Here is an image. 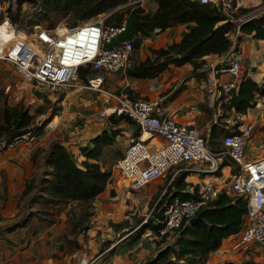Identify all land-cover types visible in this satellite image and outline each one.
<instances>
[{
	"label": "trees",
	"instance_id": "16d2710c",
	"mask_svg": "<svg viewBox=\"0 0 264 264\" xmlns=\"http://www.w3.org/2000/svg\"><path fill=\"white\" fill-rule=\"evenodd\" d=\"M130 1L133 0H18L17 8L14 11H7L2 18L12 23L26 21L29 25H34L40 24L50 16L68 15L70 19L68 26L72 27L80 21L111 11ZM152 1L156 4L153 10L139 5L128 6L115 11L105 21L110 25L125 24V30L117 40L131 39L133 56L140 48L143 39L148 38L152 32L158 33L177 24H186L188 29L177 42L149 48L150 55L142 60H135L133 66L125 71L126 76L153 79L171 66L190 64L192 76L206 79V70H201L205 63L204 56L220 55L229 51L233 46L232 36L236 34L237 23L215 4H202L190 0ZM24 4L34 7L29 18L23 8ZM54 24L55 22L48 20L46 27H54ZM238 31L242 34H251L254 38H264V14L239 24ZM240 38V35L235 37L236 44L233 46V51H238ZM77 73L78 78L85 81L92 70L89 66H81ZM125 91L131 98H135L132 90L126 88ZM179 91V89L175 90L167 99H172ZM258 97H264V81L258 84L250 77L243 76L235 89L229 94H223L218 100H221L223 111L233 110L243 114L249 107L254 106ZM44 101L49 103L47 99ZM47 109L48 107L37 108L33 114L21 102L10 105L6 99L0 101L1 140L3 139L2 141L8 146L29 131L34 135L40 134L56 112L49 113L39 125H34V118L35 115L45 114ZM107 120L109 126L91 138V146L80 147L83 159L79 162L59 140L55 139L49 143L44 156V165L47 169L39 180L37 195L29 201L25 200L34 188L35 177L31 176L24 182L20 201L17 204L16 220L0 228V236H3L4 231L15 233L28 226L33 227V230L49 226L55 221V214L67 204L76 202V209L70 210L68 234L64 233L62 238L70 247H78L77 241L68 236L78 235L90 227L89 222L94 211L89 212L87 208L89 206L93 208L92 201L111 179V170L100 165L105 149L113 146L117 137L123 134V128L120 126L122 122L134 126L132 137L139 135V128L124 114L119 116L110 114ZM228 132L229 130L223 125L212 124L207 141L213 150L221 149L220 138ZM223 165L234 166V163L224 157ZM0 174L3 178L0 199L4 201L7 197L5 176L3 171H0ZM186 176L187 173L184 172L176 177L154 205H151V215L143 223L138 221V225L140 224L138 228L133 230L132 227L133 232L127 236L129 243L137 241L147 229L153 233L158 232L161 224L156 220L163 218L167 203L174 195H179L181 198L194 197L184 190L188 184L185 181ZM245 212L244 196L219 195L211 206L199 210L197 214L201 215L200 220L194 224H182L170 238L167 236L158 238L157 245H164L144 264H206L208 255L217 250L225 238L241 230ZM126 224L125 221L117 224L111 222L116 230L126 227ZM110 243V241L106 242L108 256L115 251V246L109 248Z\"/></svg>",
	"mask_w": 264,
	"mask_h": 264
},
{
	"label": "built area",
	"instance_id": "2783aa9c",
	"mask_svg": "<svg viewBox=\"0 0 264 264\" xmlns=\"http://www.w3.org/2000/svg\"><path fill=\"white\" fill-rule=\"evenodd\" d=\"M150 1L133 0L72 27L58 24L48 28L40 24L29 25L26 21L12 23L2 18L7 11L17 8L18 0H0V60L11 64L17 75L33 81L37 86L54 90L79 80L80 88L98 92L113 101L112 108H104L101 115L124 114L139 128V135L127 140L122 155L113 163V168L120 171L130 190H140L155 179L169 176L166 191L167 186L184 172L214 176L211 181L187 184L185 192L194 197L174 195L168 201L163 218L156 220L161 224L155 233L157 238L172 237L177 228L189 223L199 210L211 206L223 194L245 197L241 244L255 242L264 245V155L254 159H246L244 155L247 140L254 129L252 123H241L229 130L221 138V149L217 151L209 146L197 128L176 121L166 111L165 96L153 100L131 98L122 90L115 91L103 86V74L125 72L135 61L132 40H117L125 30V24H106V19L128 6L146 7ZM190 1L206 4L212 0ZM23 8H26L25 4ZM30 11L27 9L25 12L28 18L32 13ZM260 13H264V10L247 13L236 21L231 19L237 23L238 30L239 24ZM235 44L233 40V46ZM81 66H89L92 70L85 81L78 78L77 70ZM216 73L226 76L225 81L217 84L218 90L222 94H229L241 78L239 58L233 55L219 67L210 66L209 84L212 89H216L212 81ZM154 83L157 84L156 81ZM197 110L196 105H190L187 114ZM144 134H148L145 139ZM25 136L27 142H31L38 135L29 131L19 139ZM154 136L160 139V143L151 147L148 141ZM2 144L6 146L5 142ZM224 157L234 163L228 178L221 176ZM83 261L84 258L81 259Z\"/></svg>",
	"mask_w": 264,
	"mask_h": 264
},
{
	"label": "crops",
	"instance_id": "0c3cea01",
	"mask_svg": "<svg viewBox=\"0 0 264 264\" xmlns=\"http://www.w3.org/2000/svg\"><path fill=\"white\" fill-rule=\"evenodd\" d=\"M145 8L153 10L156 8V4L150 1L146 4ZM187 29L186 24H177L158 33L152 32L148 38L143 39L141 46L144 48L140 46L134 54V60H142L150 55V50L144 44L146 46L152 45L149 48H157L172 42H177ZM238 35L241 36L238 42V51H233L232 47L229 51L220 55L209 54L204 56L205 63L201 70H206V79H198L192 76L191 65L184 64L182 66H171L161 75L153 79L130 78L122 71L105 73L103 74V86L115 91L122 90L125 93H127L125 89L129 88L135 97L148 100L165 96L166 111L176 121L197 128L207 139L209 138L210 128L214 123L223 125L227 130L236 128L241 123H252L254 129L247 140V147L250 152H246V159L260 157L264 155V97L256 98L254 106L249 107L243 114L236 113L233 110L223 111L221 108V100H218L220 97H223V94L218 90L216 81L217 78L225 81L226 76L219 73L215 74L212 81L216 84V89H212V86L209 84L210 66H217L233 55L239 58L241 78L243 76L250 77L258 84L264 81V38H254L251 34H242L237 30L236 34L232 36V40L236 41L235 37ZM155 81L157 84L154 83ZM77 89L79 90L80 87L78 86ZM177 89L180 91L172 99H167ZM90 93L91 102L88 101L89 104L77 99L76 104L72 105L65 95L60 103V105L64 106V110L61 111L62 113L60 115H54L36 139L31 142H27V140L20 141L14 148L5 149L6 146H3L4 149L0 150V171L4 172L3 176H5L4 183L7 194L4 200L5 206L2 209L0 206V213L4 215H0V228L16 220L15 215L18 211L17 204L20 201V194L24 188V182L31 177L32 173L37 171L36 168L41 158H43L44 162L43 156H45L44 152L46 151H41V147L47 149L48 144L52 140H59L79 162L83 159V156L80 154V147L91 146V138L109 126L108 120L106 121V119L110 114L101 115V111L112 104L109 103V106L102 109V102H107L105 96L103 95L104 99L100 93L98 95H96L97 93L95 91H91ZM93 94L96 96L94 99H92ZM190 105H196L198 110L187 114ZM98 108L102 110L99 111ZM55 118L58 119L56 120L57 122ZM120 126L123 128V134H127L128 136L131 135L134 129L133 125L125 122L124 126L122 123ZM159 143L160 139L151 143V147H156ZM37 151L41 153L38 154ZM123 151L124 149L121 153ZM100 165L104 167L101 160ZM224 167L230 168L229 171L231 173L232 166H222L221 176L227 177L222 175ZM227 168L224 169V172H227ZM189 174H187L185 179L187 183L196 184L201 181H211L214 179V176L211 175L200 173ZM223 174L227 175L225 173ZM2 182L3 178L0 174V186ZM110 182L106 184L104 190L92 201V204H94V214L96 210L95 205L99 207L103 204V206L107 207V204H113V208L116 206L114 204L115 201H118L117 209H123V207L130 206L128 204L129 195L131 197L130 202H133L134 194L130 193L127 184L124 188L127 190L126 194L122 197L118 186L111 185ZM150 185L145 190L135 193L137 196L142 195L146 203L152 199L156 191L153 183L151 187ZM161 194H159L155 201L162 196ZM76 204V202H71L62 208L59 211L60 213L58 212L61 218L58 220L55 219L49 226L39 227L35 230H33V227L28 226L15 233H7L4 231L3 236H0V264H41L42 260H45L49 264H71L73 259L75 264H86L88 259H91L89 263L97 264L98 262H95L96 257L94 258V256L96 255L98 247L93 242L94 240L90 239L87 241V244H82L80 239L82 234L92 231L90 225L89 228L83 230L78 235L68 236L77 241V248L70 247L62 238L63 232H67L69 227V221H63L62 218L67 210L70 216V210L71 208L76 209ZM33 208L35 209V207ZM3 222L8 223L2 226L1 223ZM125 229L120 228L115 230L118 233H122ZM147 230L145 231H147L146 234L148 237L146 241L148 242L142 244L141 248H138V246L141 245L139 239L142 235L133 243L127 241L128 234L133 232V230H129L123 235V238L127 237L123 240L124 243H118L116 246L110 243L111 247L115 246L114 255L111 254L116 258L113 260L114 264H144L155 256L164 244L158 246V238L155 236V233L149 229ZM11 235H16L17 237L13 239ZM235 236L231 235L225 238L220 247L208 255L206 264H264V254L259 244L251 243L241 249H236L234 246ZM82 245L84 246L82 247ZM108 254L109 252L106 250L105 258L112 257L111 255L107 256ZM82 258L85 261L81 262ZM103 264L109 263L106 262Z\"/></svg>",
	"mask_w": 264,
	"mask_h": 264
},
{
	"label": "rangeland",
	"instance_id": "374dc122",
	"mask_svg": "<svg viewBox=\"0 0 264 264\" xmlns=\"http://www.w3.org/2000/svg\"><path fill=\"white\" fill-rule=\"evenodd\" d=\"M209 3L219 6L224 13H226L228 16H230V18H232L235 21L247 13H257V12L264 10V0H259V1H257V0H212ZM27 9H30L31 10L30 12H33V10H34L33 7L32 6L29 7V5H26V8L24 10L26 11ZM244 9H247V11H245ZM261 14H264V13H260L259 15H261ZM48 20H52L53 22H55V24H54L55 26L60 24V26L65 25L66 27H69L68 23L70 22V19H69L68 15L50 16L49 18L42 20L40 25L46 26ZM144 46L149 49V47H151L152 45L146 46V44H144ZM141 47H143V46H141ZM220 82H221V79L217 78L216 83L219 84ZM78 84H80L79 80H76V81L72 82V85L61 86V87H58L57 89H54V90L48 89L46 87H40V86L35 85V83L33 81H29V80L17 75L14 72L11 64L0 60V101H3L4 99H6L7 103L10 105H14L18 102H21L33 114L36 112L37 108L48 107L47 112L45 114L35 115L34 125H39L41 122H43L44 119L47 118L48 114L51 112H56L55 115H60V113H62L61 111L64 110L63 109L64 106L60 105V103L63 100V98L65 97V95L69 99V103L70 104L72 103V105L76 104L77 99L79 101H82L84 103L89 104L88 101L91 102V93H90L91 91H87L86 89H82V88H80L78 90L77 89ZM39 88H41V89H39ZM96 93H97L96 95L99 94L98 92H96ZM101 96L103 97V95H101ZM94 98H96L95 94H93L92 99H94ZM105 98H106V101L108 103L105 101L102 102V109L106 106H109L108 105L109 103L113 104V101H111L107 97H105ZM46 99L49 100V103L44 101ZM102 109L98 108L99 111ZM56 120H58V119L55 118V121ZM55 121H53V122H55ZM106 121H107V119H106ZM122 125L124 126V122H122ZM131 135H132V133H131ZM131 135L128 136L127 134H122V135L118 136L116 143L112 147L105 149L106 151L104 152V155L102 156V159H101V163L104 166L103 168H108L112 172L110 184L118 186L119 191H121L122 197L126 194V191H127L126 189H124L126 187V182H125L123 176L121 175L120 171L113 168V163L115 161L114 159L119 157L120 152H122V150L125 149V147L127 145V140L132 137ZM27 139H28L27 136H25L24 138L19 139V140L17 138L16 141L14 140L15 143H13V145L6 146L5 149L14 148L16 146V144H18L20 141H26ZM2 140L0 138V150L4 149L3 144H2V142H3ZM157 140H159L158 137L154 136L152 139H150L148 141V143L151 144ZM48 146H49V144H48ZM209 146L212 147L211 145H209ZM44 150L46 151L47 149H45L44 147H41V151H44ZM246 152H250L248 150L247 143H246L245 151H244L245 156H247ZM40 153L41 152L39 151L38 154H40ZM44 154H45V152H44ZM225 168H227V167L223 168L222 175L227 176L224 178H228L230 176V171H229L230 168H227V172H224ZM36 169H37V171H35L34 173L31 174V176L35 177V182H34V188L30 191L29 195L25 199L28 201L31 200V198L33 196L37 195V193L39 191L38 183H39L40 178L43 176L44 170L46 169V166L44 165V162H43V158H41L39 160L38 166ZM223 173H225L227 175H224ZM188 175H190V174H188ZM168 177L169 176H164V178L161 177L158 180L155 179L149 183V184H151L150 187L152 186V183H153L156 191L154 192V196L152 197V199L149 202L147 201V203L145 200H143L142 195L137 196V195H135V193H139L142 190H145L149 184L145 185L140 190H136V191L129 190L130 193L134 194L133 195L134 198L132 199L133 202L132 203L130 202L131 197H129L130 196L129 195L128 196V202L129 203L128 202L127 203L130 204V206L128 205L126 207H123V209H120V208L117 209L118 201H115L114 204L116 206H114L113 208H112L113 204H107V207L103 206V204L99 207L97 205H95V209H96L95 214L91 217L90 222H89V225L91 226L92 231L89 233L82 234V236H80V239H81L82 244H84V243L87 244V241L90 239L94 240V241L93 240H91V241L96 243V246L98 247V250L96 251V255L94 256V258L96 257L95 262H98L97 264H103L106 262H108L109 264H114L113 260L116 259V258H114V256L111 255L112 257H109V258L108 257L105 258V256H104L106 254V250H108V248H106L108 246V244H106V242L110 241L112 243L111 245H115V246L118 243H121V242L124 243L123 240L126 239L127 237L123 238L122 233L128 232L129 230L132 229V227H134L133 230L138 228L140 226V224L138 225V221H142V223H143L145 221V219H147L151 215L150 211H151V207L153 206L152 204L155 202V199L158 198L159 194L165 192V185L168 182V179H169ZM0 206H1V209L5 206V203L2 199H0ZM92 206L94 208V204ZM93 208L89 206L87 208V211L93 212L94 211ZM59 213L54 215V218L56 220L61 218ZM0 215H2V214L0 213ZM2 216H4V215H2ZM3 218H6V217H3ZM62 220L63 221L65 220L66 222L69 221V211L68 210L65 213V215L63 216ZM6 221H8V220H6ZM121 221L127 222L126 227H124L126 229L122 233H120V232L118 233L112 227L111 222L114 224H117V222H121ZM6 223H8V222H6ZM6 223L3 222L1 224H2V226H4ZM147 231H145L142 234L141 238L139 239L141 245H139L138 248L139 247L141 248L142 244H146L148 242V241H146L147 237H148V235L146 234ZM63 233L68 234V231L63 232ZM234 235H236L235 236L236 239L234 241V246L236 249L237 248L241 249L248 244L255 243V242H249V243L241 244L240 241H242V231H239L238 233H236ZM16 237H17L16 235L15 236L11 235V238H13V239H15ZM256 244H259L261 246L263 254H264V245H262L260 243H256ZM83 246L84 245H82V247ZM103 246H104V248H103ZM109 248H111V246ZM77 254H79V252H77ZM94 258H92V259H94ZM90 261H91V259H88V262L86 264H91V263H89ZM116 262H117V260H116ZM41 264H49V263L46 262L45 260H42ZM71 264H75L74 259L72 260Z\"/></svg>",
	"mask_w": 264,
	"mask_h": 264
},
{
	"label": "water",
	"instance_id": "95a60500",
	"mask_svg": "<svg viewBox=\"0 0 264 264\" xmlns=\"http://www.w3.org/2000/svg\"><path fill=\"white\" fill-rule=\"evenodd\" d=\"M201 219V215L200 214H197L195 217H193V218H191L190 220H189V223L190 224H194L195 222H197L198 220H200Z\"/></svg>",
	"mask_w": 264,
	"mask_h": 264
},
{
	"label": "bare ground",
	"instance_id": "6f19581e",
	"mask_svg": "<svg viewBox=\"0 0 264 264\" xmlns=\"http://www.w3.org/2000/svg\"><path fill=\"white\" fill-rule=\"evenodd\" d=\"M73 78H75V76H73ZM110 108H112V107L110 106ZM108 111H109V110H108ZM147 136H148V134H144V135H143V138L145 139Z\"/></svg>",
	"mask_w": 264,
	"mask_h": 264
}]
</instances>
